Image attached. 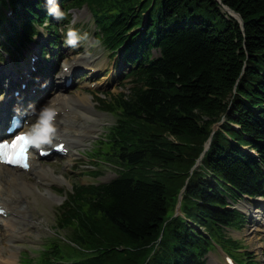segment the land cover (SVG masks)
Masks as SVG:
<instances>
[{"label": "trees", "instance_id": "trees-1", "mask_svg": "<svg viewBox=\"0 0 264 264\" xmlns=\"http://www.w3.org/2000/svg\"><path fill=\"white\" fill-rule=\"evenodd\" d=\"M2 2L13 8L0 18L8 42H31L49 17L45 0ZM59 2L90 7L101 40L136 58V84L115 98L117 124L94 152L120 165L119 177L75 188L57 220L71 244L53 242L43 261L205 264L215 243L237 252L223 229L245 216L228 199L264 195V0ZM184 186V216H174Z\"/></svg>", "mask_w": 264, "mask_h": 264}, {"label": "rangeland", "instance_id": "rangeland-1", "mask_svg": "<svg viewBox=\"0 0 264 264\" xmlns=\"http://www.w3.org/2000/svg\"><path fill=\"white\" fill-rule=\"evenodd\" d=\"M71 18L72 25L70 27L77 28L81 33L86 35L87 39L82 40L75 47L67 45L65 41L62 42V52L65 53V56L62 59L63 61L61 65H63L67 60H72L74 58H78L79 56H87L91 60H94L95 64L98 65V75L93 82L92 80H89V77H85L77 86L67 92H62L61 94L68 99L74 100H76V96L78 94H81L85 96H92L94 98L99 96L104 101H107L110 98L109 95H115L121 92L128 93L130 87L129 80H116L117 75H111L109 73L110 70L115 71L114 63L116 62L102 43L97 41V37L95 35V23L90 10L87 7L80 10H74L71 12ZM49 35L50 33H48L47 36L43 34L42 38L44 37L46 41L50 38ZM0 36L2 37L3 34L0 33ZM74 50H77V52L81 51V53L76 56L75 54L77 52H74ZM25 54H27L26 48L23 49L22 55L16 54L21 60V62L17 65H21L25 62L27 56ZM11 63V60L7 58L4 60L3 65H0V69L4 68V66L6 68L7 66L9 67ZM56 80L57 79H55V81ZM91 85H93V87ZM58 94L60 93L56 92L52 94L50 99L54 98ZM52 101L48 102L44 106L51 105ZM91 114L98 119V123L92 126L94 132L91 135L93 136H90L88 137L89 139L83 141L82 146H80L76 151V157L78 159V167L75 169L76 171H71V169H73L72 164L70 170L59 172L64 169H61L63 163L60 159H58L59 164H53V166H51V161H42L40 165H43L44 168L49 170L54 168L56 172H59L55 176L56 184L49 187H41L40 185H36L32 182V184H30L34 189V195L31 197L34 202L31 205L29 204V212L27 215L28 217H33L31 220H28L31 222V225L26 228L22 225L14 226L13 233L14 239L17 241V250H24L28 253V255H30V257H32V259H37L39 257L41 251L45 247V244L52 241L56 233L60 236H64L65 233L56 227V209L58 205L65 200L67 193L71 191L72 186L75 183H99L108 181L117 175V171L109 164L98 163L100 164L98 167L92 163H96L97 161H91L92 159H89L87 156V152L94 147L95 141L103 136L107 127L113 126L116 123L117 115L102 111L100 103L96 102L94 110L91 111ZM68 159L69 157L65 158V160ZM51 160H54V158ZM96 170L101 171L97 175L89 173V171ZM49 173L50 177L52 175L51 170ZM21 178L23 182L28 181V177L26 176H21ZM59 178L62 181H59ZM46 182L49 185L53 184L47 180ZM41 193H43L41 197L44 198L40 197ZM50 196L52 199H49ZM258 203H261L262 208L264 209V199L259 200ZM250 205L252 206V210L247 212L248 214L246 215L247 219L245 225L239 230L227 229L226 234L232 239L238 240L242 244L243 248L250 253L249 255L252 256L256 264H264V220H261L260 223L258 222L259 220L257 221L255 214L252 212L256 210L255 208L257 206L253 203H250ZM258 209H260V207ZM1 236L3 239H1ZM0 239L2 240L0 242V244H2L0 250V261L4 262L8 260L13 264H18V251L15 252L13 259L9 258L10 248L8 247L7 235L2 223H0ZM12 245L14 246V244ZM223 257L222 251L217 248V251H213L208 255L207 264H226Z\"/></svg>", "mask_w": 264, "mask_h": 264}, {"label": "bare ground", "instance_id": "bare-ground-1", "mask_svg": "<svg viewBox=\"0 0 264 264\" xmlns=\"http://www.w3.org/2000/svg\"><path fill=\"white\" fill-rule=\"evenodd\" d=\"M74 62V65L71 62H68L64 65V67L67 68V71L60 74L59 80L62 79L61 82L63 81V77L69 74L72 70H75V67L78 64L82 63L84 65H90V61L83 58L75 59ZM56 102L51 104L52 106L50 108V111L55 110L57 112L56 115L46 117L43 114L35 111L30 122H32L37 115L38 123L36 124V128L44 129V133L46 134H53L52 140L47 142L48 146L53 144L55 137H59V142H66L68 148L79 144V142L81 146L85 139L83 136L89 137L91 131H93L91 127L98 123V119H96L93 114H91V108H94L95 104L90 97L85 95H77L76 100L68 99L66 97L64 98L59 95ZM45 120H49L51 122L44 123ZM85 124H87V126H84ZM75 128L82 129L84 131L81 132L80 130L79 132V130H75ZM36 160L37 158L32 156L30 160V169L38 170V172L45 176L46 170L36 167ZM8 170L9 169L7 166L0 165V206L5 210V213L11 216L9 220L15 219L17 216L23 220L24 224L22 225L25 227L30 226L31 222H26V220H31L32 218L28 217L29 219H27L26 212L28 211L27 205L32 203V201L27 199L24 202L26 205L22 204L21 206H18V204L23 200V197H25L28 192L31 195L32 190L27 184L18 181L16 173L10 172ZM42 195L43 193H41L40 197ZM255 214V218L263 220L262 211L257 210Z\"/></svg>", "mask_w": 264, "mask_h": 264}, {"label": "clouds", "instance_id": "clouds-1", "mask_svg": "<svg viewBox=\"0 0 264 264\" xmlns=\"http://www.w3.org/2000/svg\"><path fill=\"white\" fill-rule=\"evenodd\" d=\"M45 8L47 11L48 16H54L58 21L63 20L66 16V11L61 8L59 0H45ZM45 25L47 21L43 22ZM40 32H42L45 36L48 35L47 32L44 31V28L41 27ZM87 39L86 35L81 33L75 27L67 28L64 41L67 45L75 47L77 46L82 40ZM0 63H4V57L0 56ZM42 114L44 116H53L54 113L50 112L47 106H42ZM51 121L45 120L44 123H50Z\"/></svg>", "mask_w": 264, "mask_h": 264}, {"label": "snow or ice", "instance_id": "snow-or-ice-1", "mask_svg": "<svg viewBox=\"0 0 264 264\" xmlns=\"http://www.w3.org/2000/svg\"><path fill=\"white\" fill-rule=\"evenodd\" d=\"M32 142L23 134L16 136L11 142L7 140L0 141V158L13 163L17 162V157L24 160L26 159L28 145Z\"/></svg>", "mask_w": 264, "mask_h": 264}, {"label": "water", "instance_id": "water-1", "mask_svg": "<svg viewBox=\"0 0 264 264\" xmlns=\"http://www.w3.org/2000/svg\"><path fill=\"white\" fill-rule=\"evenodd\" d=\"M220 2V0H218ZM225 9L232 15L234 16L235 18H237L240 23L242 24L243 26V20L241 18V16L238 14V13H235L232 9L228 8V7H225ZM209 146V145H208ZM208 146L206 148H208Z\"/></svg>", "mask_w": 264, "mask_h": 264}]
</instances>
